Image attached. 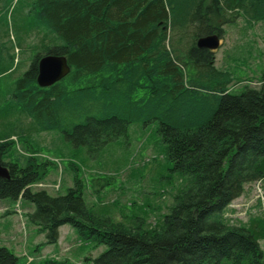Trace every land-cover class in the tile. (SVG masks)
I'll use <instances>...</instances> for the list:
<instances>
[{
	"label": "trees",
	"instance_id": "trees-1",
	"mask_svg": "<svg viewBox=\"0 0 264 264\" xmlns=\"http://www.w3.org/2000/svg\"><path fill=\"white\" fill-rule=\"evenodd\" d=\"M21 0H17L20 2ZM21 32L40 36L30 67L19 72L15 55L0 48V198L31 202L27 218L59 242L72 225L82 240L105 249L93 264H264V224H232L226 208L264 177V78L235 94L233 74L214 53L197 47L201 36L225 34L238 15L264 21V0H28ZM34 35V34H33ZM21 50V48H20ZM65 55L70 73L38 84V61ZM23 119H28L27 125ZM157 122L175 169L189 176L158 226L146 228L96 216L75 174L65 195L30 187L44 176L46 161L7 160L13 136L59 130L75 146L100 151L132 123ZM39 250L40 247H37ZM0 246V264H20ZM27 264H69L45 257Z\"/></svg>",
	"mask_w": 264,
	"mask_h": 264
},
{
	"label": "rangeland",
	"instance_id": "rangeland-1",
	"mask_svg": "<svg viewBox=\"0 0 264 264\" xmlns=\"http://www.w3.org/2000/svg\"><path fill=\"white\" fill-rule=\"evenodd\" d=\"M27 1L0 0V48L15 55V64L20 61L19 72L30 67L35 48L29 45H38L40 38L35 33L29 38L21 32L27 19ZM224 28L222 44L214 56L219 68L232 72L233 93H241L245 85L260 86L264 78V21L253 22L238 15ZM23 122L27 125L29 121ZM157 124L134 122L127 135L94 153L87 146L75 147L57 129L34 133L29 142L13 136L15 145L7 160L23 163L33 156L46 161L44 176L30 187L45 189L53 196L67 194L78 174L86 203L96 216L127 225L139 218L146 228H152L162 223L189 179L168 157ZM244 188L243 194L226 208L224 217L232 224H264V177L247 182ZM33 210L34 205L21 197L0 198V246L11 249L20 264L31 260L27 255L35 261L48 257L69 264H93L89 257L105 249L92 240H82L70 224L60 227L59 244L44 245L46 234L27 218ZM260 245L264 252V238ZM218 264L232 263L224 259Z\"/></svg>",
	"mask_w": 264,
	"mask_h": 264
},
{
	"label": "water",
	"instance_id": "water-1",
	"mask_svg": "<svg viewBox=\"0 0 264 264\" xmlns=\"http://www.w3.org/2000/svg\"><path fill=\"white\" fill-rule=\"evenodd\" d=\"M221 35L212 33L201 36L197 40V47L216 51L221 46ZM70 65L65 55L46 54L38 61V74L36 80L42 87H48L62 80L70 73ZM0 177L10 178L9 168L0 160Z\"/></svg>",
	"mask_w": 264,
	"mask_h": 264
},
{
	"label": "crops",
	"instance_id": "crops-1",
	"mask_svg": "<svg viewBox=\"0 0 264 264\" xmlns=\"http://www.w3.org/2000/svg\"><path fill=\"white\" fill-rule=\"evenodd\" d=\"M61 228H62V226H61ZM61 233V232H60Z\"/></svg>",
	"mask_w": 264,
	"mask_h": 264
}]
</instances>
